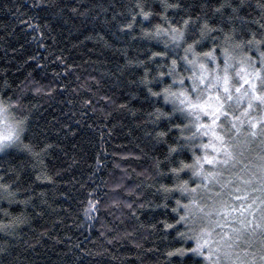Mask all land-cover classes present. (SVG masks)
<instances>
[{
  "label": "trees",
  "instance_id": "1",
  "mask_svg": "<svg viewBox=\"0 0 264 264\" xmlns=\"http://www.w3.org/2000/svg\"><path fill=\"white\" fill-rule=\"evenodd\" d=\"M191 52L263 68L264 0H0V102L23 127L0 153V264H210L205 139L166 97Z\"/></svg>",
  "mask_w": 264,
  "mask_h": 264
},
{
  "label": "rangeland",
  "instance_id": "2",
  "mask_svg": "<svg viewBox=\"0 0 264 264\" xmlns=\"http://www.w3.org/2000/svg\"><path fill=\"white\" fill-rule=\"evenodd\" d=\"M191 53L188 84L166 97L191 120L193 133L205 139L201 151L209 167L202 158L196 172L209 202L190 205L199 224L195 246L209 256L210 264H251L237 253L234 235L244 230L240 246L245 250L243 244L253 243L257 230L264 234V152L258 149L264 147V65L254 67L247 55L219 62L214 52L206 55L204 63ZM258 109L263 116L261 125L254 115ZM235 111L237 117L230 114ZM225 112L229 113L222 117ZM220 118H224L221 123ZM22 128L0 102V153L18 143Z\"/></svg>",
  "mask_w": 264,
  "mask_h": 264
}]
</instances>
